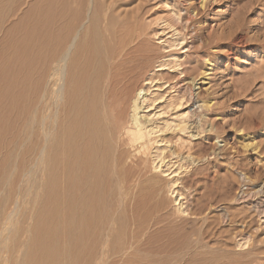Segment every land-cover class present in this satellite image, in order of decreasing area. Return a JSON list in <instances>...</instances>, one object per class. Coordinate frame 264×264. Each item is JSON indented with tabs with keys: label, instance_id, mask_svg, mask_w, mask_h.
Masks as SVG:
<instances>
[{
	"label": "bare ground",
	"instance_id": "obj_1",
	"mask_svg": "<svg viewBox=\"0 0 264 264\" xmlns=\"http://www.w3.org/2000/svg\"><path fill=\"white\" fill-rule=\"evenodd\" d=\"M221 1L183 0L181 9H177L178 11L172 15L173 20L181 24V33L179 31L175 33L177 35L175 40L183 41L188 35L190 41L186 45L188 48L196 49L195 43L200 40L201 33L207 31L204 26H210L205 35L211 39L215 34L212 57L220 58L218 56L222 53L225 57L236 60L240 54H246L252 59L263 50L264 23L256 20L259 24L255 27L259 26L261 30L248 34L239 24L240 17L237 19L234 12L230 14L237 8L235 5L238 0H232L230 4L225 3L227 0ZM216 4L219 8L214 9V15L202 22V14L207 13L209 17ZM120 9L112 0H0V153H3L0 161V179L6 178L5 181H9L7 173L9 177L14 175V168L10 170L9 168L14 167V158L17 157V164L25 170L21 174L25 182L21 188L26 190L28 195H32L33 191L29 192L30 194L28 191L36 187L38 190L36 193L41 189L43 196L49 198L47 204L49 209L45 208L48 212L43 216L41 213V216H38L39 220L36 218L41 221L34 225L35 227L32 226L33 238L29 242L25 240L26 243L25 241L15 243L18 246L17 251L22 246L24 248L22 247L23 252L19 256V261L13 259V264H117V260L132 248L139 227L134 220L127 224L128 228L125 227L124 213H121L124 216L122 220L121 215H118L120 212L118 214L116 212L120 207L125 208L124 201L136 197L139 182L154 177L144 175L147 172V159L142 157L143 153L146 157L148 155L152 170L168 165L164 160L167 145H156L162 140H155V145L152 146L150 135L156 132L166 133L172 127L181 130L180 124L166 123L161 125L162 127L158 124L157 126L145 108L155 109L157 101L160 103V100H163L164 102H161L173 111L183 107L189 99H193L207 87L206 80L213 70L210 58L206 59L204 67L198 73L200 75L198 79L190 77V81L184 76L181 77V73L186 75L187 72L184 68H179L180 60L175 59L172 61L177 73L175 80L168 83L166 81V93H162L160 83L156 85L153 76L148 78L149 73L145 74L143 71L142 65L150 57L147 22L145 23L144 18L140 19L138 15H132L126 8ZM228 14L230 17L225 24L216 23L217 27L220 26L219 31H215L217 28L213 30V22L225 18L224 16ZM261 33L262 38L259 35ZM234 37L237 39L236 49L230 42ZM199 45L201 43H198ZM261 59L257 62L258 64L260 62L262 68L264 65L261 61L264 59ZM164 62L167 63L166 60ZM162 65L163 62L158 65L155 63V66ZM155 75L157 76V73ZM210 104L207 103V106ZM1 137L4 139L1 140ZM171 164L172 167L175 166L172 171L178 175L183 164L179 159ZM261 166L264 169V162H261ZM167 172H163V175ZM177 180L178 178L174 177L170 182L166 181L169 182L167 189L171 199L173 198L176 212L183 213L185 212L183 195L178 188ZM5 181L4 184L7 183ZM19 182L21 183V180ZM19 182L18 186L16 183V187H20ZM27 183L29 185L24 189ZM258 189L262 197L253 205L260 219L264 218V190L262 191L261 186ZM7 190L9 193L12 192L11 188ZM21 193L24 194V191ZM43 196L40 198L43 199ZM36 198L37 194L34 200ZM5 199L3 201L6 204L8 199L6 201ZM16 207L18 210L20 205ZM115 214L119 217L115 218L116 220L113 219ZM2 217L11 219L5 215ZM2 221L7 222L3 219ZM28 222L27 225L30 224ZM3 224L0 225V252L10 248L12 251L15 245L11 246L10 242L13 240L8 234L16 237L15 233L23 227L15 229L14 226L15 230L12 231L13 226L6 229L7 225ZM240 226V230L235 232L233 237H238L235 246L241 249L246 245L250 246L253 238L251 233L247 232L246 221L242 220ZM4 230L7 231L6 235L3 233ZM127 230L129 242L125 245L127 241L121 242L122 237H125L122 232ZM8 239L11 240L10 244L7 242ZM18 239L17 236V241ZM158 264L184 263L180 258Z\"/></svg>",
	"mask_w": 264,
	"mask_h": 264
},
{
	"label": "rangeland",
	"instance_id": "obj_2",
	"mask_svg": "<svg viewBox=\"0 0 264 264\" xmlns=\"http://www.w3.org/2000/svg\"><path fill=\"white\" fill-rule=\"evenodd\" d=\"M162 1L112 0L117 8H121L120 10L126 8L129 13L132 12V15H138L140 19L144 18L145 23L147 22L146 24L149 38L148 53L150 57L142 65L145 74L147 72L149 73L147 74V77L149 78L153 76V82L156 85H159L160 83L161 92L165 94V91L167 89L165 87H167L168 81L175 80V76L177 74L174 68V62H172L175 59L178 61L180 60L179 68H184L185 72H187L186 75L184 73V75L181 73V77H186L188 81H190V77L191 79H198V77L200 76L198 73L204 67L205 61L208 58L212 60L210 62L212 64L211 66L213 67V70H211V75L209 74L210 77L208 76L209 80H206V82H208L206 83L207 87L205 86L207 90H202L203 92L201 91L199 95H195L193 99H189L190 101L188 100V102L183 105L184 108L181 106V108L174 109L173 112L170 108L166 107L164 103H162L164 102L163 100H160V103L159 100L157 101L155 106L158 107H155L156 110L153 107H151V109H148V107L145 108V110H147L146 112H149V115L151 114L150 117H152L156 125L158 124L160 127H162L161 125H164L166 123L170 125L180 124L181 130L172 127L171 130H168L166 133L156 132L157 134L153 133L152 135H150V144L152 146L155 145V140L163 141V143L162 141H160L158 142L159 144L157 143L156 145H167V148L164 152V160L168 162L167 167L169 165L171 167H168L169 174H167L168 172L166 166H162L161 169L152 170L150 167L151 165L149 166L148 155L146 157V155L143 153L142 157L144 159H147V172L144 175L146 177L153 175L154 177L151 178V180H143L139 182L136 187V197L134 199H128L124 201L125 208L122 207L124 211L120 207V209L122 210L118 209L119 211L117 210L116 212V214L120 212V214L118 215H121L122 220L125 216L123 221L125 227L130 224L131 220H134L136 226L139 227L136 235V240L132 244V248H130L123 255L124 257L122 256L121 258H119L116 263L158 264L181 258L182 263L184 264H264V218H258L253 205L255 204L254 202H258L260 200L259 198L262 197V194L258 188H260L261 186L262 191L264 190V169L261 166V162H264V160H262L264 158V67L261 68L260 62L259 64L257 62L260 61L261 58L264 59V47L262 48L263 50L261 51V53L253 56L252 59L247 57L246 54H240L238 56V58L240 59L237 58L238 60H235V58L233 59L227 58V56L225 57V55L222 53L218 56L220 58H214L212 57L211 53L213 51L212 42L214 40L215 34H213L211 39L206 38L205 34L206 32H208V30H210V26H208L209 28L204 26L206 28L204 29L207 31H203V33H201L200 40L195 43V47L197 46V48H188V46L186 45V43L190 41L188 35H186L183 39L184 42L181 39L177 41L175 40V38L177 37L175 33H177V31H181V24L180 22L174 21L172 18L174 12L181 9V2L183 0ZM225 1L226 0H222L221 2ZM227 1L225 3L230 4L232 0H229L228 2ZM134 3L136 4L134 5ZM118 4L125 7L123 8L120 5L118 6ZM214 6L215 7H213L211 11L212 13H209V17L207 16V13L202 14V22L206 21V19L208 18L210 19V17L214 15L213 12L219 8L217 4ZM235 7L237 8H234V10L230 14H233L234 12V14L237 16V19L240 17L238 21L240 22L239 24L242 26L244 31H246L248 34H254L261 30L259 26H255L261 22L264 23V0H238ZM169 8L171 9L168 10ZM237 10H239L240 12H237ZM230 14L224 16L225 18H222L215 23L213 22V25L216 26H213V30H215L214 28H217L215 31L218 32L220 26L217 27V24H225L228 21ZM256 20H259V23H257L258 21ZM151 21L153 22L151 23ZM246 25L247 27H245ZM176 26H178V28ZM157 32H160L161 34H158ZM171 32H174V34ZM259 35H261L262 38V33ZM203 38L205 39V41ZM230 42L234 44L233 47L235 48V44L237 42L236 37H234ZM198 43H201V45L198 46ZM166 54L167 56H165ZM165 60L167 61V63L164 62ZM239 61H241L242 63ZM160 62H163L164 65L155 66V63L156 65H158ZM261 63L264 65L263 60L261 61ZM159 68L162 70L160 71ZM153 70L155 71L154 73ZM155 73H157L158 77L155 75ZM196 73L198 76L196 75ZM166 81L167 83L165 84ZM194 92L196 93V91ZM194 101L196 102V104ZM190 103H192L193 105ZM207 103L208 105L210 104V106H207ZM179 114H181V116ZM2 139H4V137H1V140ZM248 143L250 144L249 146ZM170 144L172 146H170ZM168 149L171 151L167 152ZM151 151H153V147L151 148ZM18 153L19 151H17L16 154L18 155ZM2 155L3 153H0V161L2 159ZM258 155L260 156V158ZM17 159V157L14 158V167L11 166V168H9V170L14 168V175L11 177H9L8 173L6 175V177L8 176V178H10V180L5 181L6 178L0 179V222L1 224L4 223L3 225L5 226L7 225L6 229H9V227L13 226V229H11L12 231H14L17 227L20 229L22 227L23 228L18 233H15L16 237L15 235L12 236L11 234H8V237L10 239L12 237L11 240H13V242L10 239H8L7 242L8 244L11 243V246L15 245V248L12 249L13 252L10 251L11 248L7 249V251H5L4 249V251L2 250L3 252H0V264H13L15 259L19 261V256H21L24 247L22 246L23 248H18L17 251L16 247L18 246L16 244L19 241L20 243H24L25 240L29 242L33 238L31 233L34 230V225H37L38 222L41 221H38V216L40 217L41 213L43 216L48 212L45 208L48 207L47 204H49V198L43 196L42 190L39 189L40 187L38 188L39 192L37 193L36 191L38 190L36 187L31 188L32 190H29L28 193L33 191L32 195L30 193V195H28L27 192H25L26 190H23V188H21L22 184H25L23 180L24 178L21 175L25 170H23V167L21 168V166L17 164ZM178 159L179 162L183 164V168L177 175L172 171L174 170L173 168L175 166L172 167L171 163L178 161ZM30 160L32 161V158H30ZM164 169L165 171L163 172L167 173H164L163 175L162 170ZM21 176L22 178H20ZM174 177L178 178V188L181 190L183 195L185 208V212L183 213L176 212L175 204L174 202H172L173 198L171 199V194L167 189L168 183ZM17 179L19 181L21 180V183ZM4 181L5 183H7L4 184ZM18 182L19 184H21L19 185L20 187H16V183L18 186ZM27 185L29 184L27 183L26 186H24V189L28 187ZM8 187L11 188L12 192H8ZM23 191L24 194L21 193ZM35 194H37L36 200H34ZM24 195L26 196L24 197ZM41 196L44 197V202L43 199L40 198ZM23 197L24 199H21ZM4 198L8 199V202H6V204L3 201ZM146 198L148 199L147 201ZM25 200L29 201L26 202ZM237 200L238 202L236 203ZM14 203L15 205H17V207L14 205ZM5 205H7L9 211L8 208L5 207ZM19 205L20 207L18 208ZM127 205L128 207H126ZM31 206H33V208ZM37 206L38 208L36 209ZM15 207L18 208V210L15 209ZM133 208H135L134 211ZM47 209H49V207ZM22 210L24 211V213H22ZM161 212L162 214H160ZM121 213H124V216ZM126 213L128 216L126 215ZM116 214L114 215L115 217L112 216L114 217L113 219L118 217V215ZM4 215L5 217L8 216L11 219H8L7 217V219H4L2 217ZM26 216L28 217L26 218ZM2 219L7 220L8 223L6 221H2ZM19 219L21 220L20 222L18 221ZM150 219H152L153 221ZM28 220H31V222H28ZM242 220L247 222V232L251 233L250 235L253 239L250 246L246 245L240 249L235 246V240L238 237L234 238L233 236L235 235V232H238L240 230V223L242 222ZM27 222L31 225H27ZM26 225L27 227H25ZM32 226L34 227L32 228ZM151 227L154 228L151 229ZM148 229H150V231ZM115 230L117 231L116 227ZM4 231L3 233L6 235L7 231ZM27 232L29 235L26 236ZM122 234L125 235V237H122L121 241L122 243H124V241H127L129 237V231L127 230L124 233L122 232ZM122 234L120 235V237L122 236ZM17 236L19 238L18 241ZM128 242L129 241H127L125 245L128 244ZM138 250L140 253L138 252ZM19 251H21V253H19ZM230 253L232 255H230ZM9 255L11 256L9 257ZM2 256L5 257V259ZM12 256L15 257L13 258ZM17 256L19 258H16ZM7 257L9 258L7 259Z\"/></svg>",
	"mask_w": 264,
	"mask_h": 264
}]
</instances>
